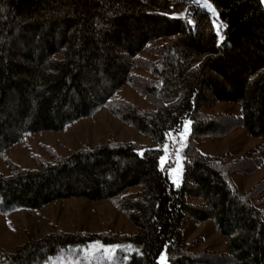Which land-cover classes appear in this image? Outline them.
<instances>
[{
	"label": "trees",
	"instance_id": "16d2710c",
	"mask_svg": "<svg viewBox=\"0 0 264 264\" xmlns=\"http://www.w3.org/2000/svg\"><path fill=\"white\" fill-rule=\"evenodd\" d=\"M206 1L222 39L211 12L193 0H0V156L28 135L62 130L102 107L156 144L85 145L36 169L0 173L1 213L69 198L110 200L136 228L56 229L14 252L0 246L1 264H46L95 242L119 246L99 264H162V253L164 264H264V180L241 190L233 179L241 163L199 148V140L227 129L224 114L202 111L210 101L237 102L235 120L264 138V5ZM184 10L186 16H173ZM137 67L155 79L136 75ZM127 84L154 107L121 98ZM187 120L191 134L176 186L172 164L162 166L161 157L168 135ZM188 220L212 221L230 251L196 250L198 241H187L183 230Z\"/></svg>",
	"mask_w": 264,
	"mask_h": 264
},
{
	"label": "rangeland",
	"instance_id": "374dc122",
	"mask_svg": "<svg viewBox=\"0 0 264 264\" xmlns=\"http://www.w3.org/2000/svg\"><path fill=\"white\" fill-rule=\"evenodd\" d=\"M193 2L211 12L215 29L222 39V24L214 8L206 0ZM186 15L184 10L174 13L173 16ZM141 57L152 62L157 59L149 52H143ZM133 72L144 78L155 79L144 67L134 68ZM135 87L137 86L125 85L119 91V96L140 107L153 108L154 105L148 95L139 92ZM202 111L208 114H224L227 129L223 135L199 140V148L206 154L218 157L226 155L240 162L241 165L236 167L237 170L233 173V179L241 190H251L264 180V138L251 135L239 121L235 120L241 114V107L237 102L210 101ZM190 134L191 121L187 120L180 131L168 135L163 147L161 165L172 164L169 176L176 186L182 182L185 148L190 140ZM110 141H135L142 145H156L150 136L113 115L107 107H102L92 116L80 119L62 130L41 131L15 143L0 156V173L10 175L16 167L36 169L42 160L54 161L57 157L67 156L85 145L106 144ZM261 196L263 200L260 206L264 211V192ZM56 229L67 232L75 230L89 232L112 230L128 234L136 232V228L125 214L110 200L69 198L35 210L18 209L6 214L0 212V246L7 252H14L30 238L43 237ZM183 230L187 241L193 239L198 241L196 250L230 251L226 237L217 231L212 221L197 223L188 220L183 224ZM118 247L95 242L80 251L76 249L69 253H59L46 264H99L102 261H111ZM126 249L131 250L128 247ZM162 258L166 263V253L160 255L161 263Z\"/></svg>",
	"mask_w": 264,
	"mask_h": 264
},
{
	"label": "snow or ice",
	"instance_id": "6c2138e0",
	"mask_svg": "<svg viewBox=\"0 0 264 264\" xmlns=\"http://www.w3.org/2000/svg\"><path fill=\"white\" fill-rule=\"evenodd\" d=\"M162 264H164L163 258H162Z\"/></svg>",
	"mask_w": 264,
	"mask_h": 264
},
{
	"label": "water",
	"instance_id": "95a60500",
	"mask_svg": "<svg viewBox=\"0 0 264 264\" xmlns=\"http://www.w3.org/2000/svg\"><path fill=\"white\" fill-rule=\"evenodd\" d=\"M261 1H262L263 5H264V0H261Z\"/></svg>",
	"mask_w": 264,
	"mask_h": 264
}]
</instances>
